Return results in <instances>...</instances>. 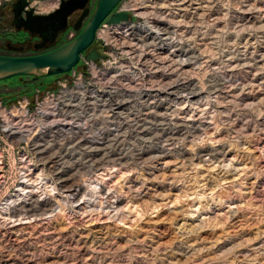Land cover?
Returning <instances> with one entry per match:
<instances>
[{"label":"rangeland","instance_id":"obj_1","mask_svg":"<svg viewBox=\"0 0 264 264\" xmlns=\"http://www.w3.org/2000/svg\"><path fill=\"white\" fill-rule=\"evenodd\" d=\"M15 1L0 0V53L30 56L31 45L23 52L5 47L24 45L11 25ZM38 3L32 1L36 11ZM123 6L129 24L100 31L91 46L107 56L96 62L97 73L81 62L74 76L0 82V213L23 184L40 201L51 195L65 203L36 218L4 221L0 215V264H264V0H122L116 9ZM79 14L53 47L76 36L71 25ZM125 25L151 32L119 33ZM245 57L252 59L242 66ZM189 80L203 96L178 105ZM78 82L96 94L86 96L92 105L62 123H73L74 141L82 140L72 148V135L57 138L40 107L49 98L60 103L61 91ZM232 84L238 90L229 94ZM104 100L121 112L118 117L101 110ZM23 107L37 126L12 120L30 130L31 140L53 146L47 155L4 130L1 111L11 115ZM191 123L201 126L195 134ZM102 138L112 149L165 150L141 167L102 166L75 177L87 195L97 186L103 196L74 202L50 192L57 181L48 157L66 154L83 162L86 141ZM180 149L189 159L176 154ZM200 149L216 158L194 157Z\"/></svg>","mask_w":264,"mask_h":264},{"label":"bare ground","instance_id":"obj_2","mask_svg":"<svg viewBox=\"0 0 264 264\" xmlns=\"http://www.w3.org/2000/svg\"><path fill=\"white\" fill-rule=\"evenodd\" d=\"M56 5H57L56 3L54 4V3L42 1L37 4V11L39 13L49 12ZM134 29L146 30L148 32H151L150 29H148L147 27L143 25H140L137 28H134L132 25H125L123 28L118 29V30H120L121 33H128V32H133ZM110 30L111 29H109L108 31ZM251 59L252 57H249V58L245 57L243 59L241 58L239 61L243 62L242 66H245L246 65L245 60H251ZM248 68H251V67H248ZM92 70H93V73H97L96 67L94 66V64H92ZM192 83L193 82H190L189 80L187 85L183 86V90H182L183 94L182 95L180 94L181 101L178 103V105H183L185 103L191 102L193 99L196 100L197 98L199 99L201 96H203L202 91H199V90L195 91V84H192ZM240 85L243 86L244 89L251 87L249 85H244V84H240ZM190 86L192 87L191 89H190ZM231 87L232 88L228 91L229 94L235 93L238 90L237 87L233 86V84L231 85ZM94 94H96L95 89L87 90L82 82H78L76 84V88L72 90L67 89V90L61 91L60 98L62 101L60 103L55 101L52 98H49L45 102H43L40 107L41 115L43 116L46 122H49L50 125L52 124V130H54V133L56 134L57 138H62L64 140L66 139V136L68 134L70 136L72 135V137H70L68 141L69 145H72L74 142L76 143L75 145H72V148L78 147V146L80 147L82 140L74 141L76 135L73 133L75 129V127L71 125L73 123L71 124L68 123L69 125L65 127L62 126V123L66 122L67 119L69 118L75 117L76 116L75 113L77 112V110L79 109L83 110L85 109V107L90 106V104L92 105V103L90 102L92 101L91 99L93 97H89L88 99H86V96L88 95L91 96ZM116 105H117L116 109H121V106H122L121 103H116ZM112 106L113 105L111 104V101L104 100V102H102V104L100 105V108L102 111L109 109L111 110L113 114L115 113L116 116L117 115L119 116L121 112H114L113 109L115 108H113ZM168 108H169V105H168ZM173 109L175 110L176 108H173ZM1 115L4 118V130L9 134V136H11L12 138L18 137V140H21V141L31 140V136L29 134L30 130L24 131L23 126L18 125L17 123H15V120H12L14 118L20 122L26 123L25 125H27V122H29L30 125L37 126V121L29 116L28 112L26 111V107H23L22 110L20 111L16 110L11 115L10 114L8 115L5 111L2 110ZM180 125L182 124H179V126ZM190 125L191 126L189 127L191 128V131L194 134H195V131L197 132L199 128L201 127L199 124L196 125V123H191ZM82 126L83 125L81 124L77 126L76 128L78 130H81ZM182 128H183L182 130L187 128L186 124H183ZM177 137H178V134L171 135V137L167 140H169V142H174L175 140H177ZM41 142H42L41 138H34L30 141V143H32L33 150L38 155H47L50 149H53L54 147L48 146L49 143L45 145V144H41ZM85 144L87 145V148H89V151L87 152L88 155H86L87 159H85V161L83 162H80L78 159L73 161L70 158H68L66 154L64 155L61 154L59 156L57 155V157H56V154H54L55 157L52 156L51 158L47 156L48 157L47 160L52 164L51 167L54 173L53 175H55V178L57 181V185L55 184L57 187L56 188L53 187L50 192H53L54 190L57 189L61 191V193H66L68 195L67 197H69V199H71V201H74V202H78L80 198L85 197V196H90L91 198L95 195L103 196L106 194L105 191L101 188H98L97 186H94L92 191L89 192V194L87 195L85 191L83 190L82 185L75 181V177L89 175L92 172H94L96 168L102 167V166H105V167L106 166L141 167L145 164V162L153 160L154 158H156L157 155H159L165 150L164 147H160L159 150H156V151L149 149L147 151L140 150L134 153L132 151H128V150L121 149V148L112 149L109 142L105 140L104 138H102L101 142L98 144L87 142V141ZM176 154L179 157L183 158L184 160H187V158L189 159L190 157V155L185 150H181V149L178 150ZM205 156H208L210 159L216 158V154L214 153V151L203 150V149H200L195 154L194 157H198L202 159V157H205ZM53 157L55 158V160ZM0 165H1V162H0ZM0 171H1V167H0ZM2 178L3 177L0 172V186H1ZM26 186H27L26 184H23L22 186H20V190L16 198L11 199L10 197L9 200H6L2 204L0 215H2V217L4 218V221H11V220L17 221L20 218L30 219V218L45 216L49 212L54 211L55 205L58 206V208L62 209V205L65 204V203H62L61 205L62 201L57 200L55 197L51 195L48 198H45L42 201H40L39 199L33 197L32 190H26L27 188ZM48 194H49L48 192L47 193L45 191L43 192V195H48ZM28 261H29L28 259H24L22 260L21 264H26V262Z\"/></svg>","mask_w":264,"mask_h":264},{"label":"water","instance_id":"obj_3","mask_svg":"<svg viewBox=\"0 0 264 264\" xmlns=\"http://www.w3.org/2000/svg\"><path fill=\"white\" fill-rule=\"evenodd\" d=\"M32 1L16 0L11 4L12 25L16 30L23 29L39 36L41 42L35 46L37 51L47 44L53 45L59 33L67 30L69 18L79 12L78 18L71 25V29L77 35L62 46L39 55L0 56V81L16 76H31L32 80H37L38 78L67 74L76 67L82 54L87 61H97L103 56L91 46L99 26L104 21L107 24H116L129 19L127 12L112 14V11L122 0H96L92 10L88 6L91 0H57V7L44 14L36 12ZM8 48L16 52L24 51L22 46H8Z\"/></svg>","mask_w":264,"mask_h":264},{"label":"flooded vegetation","instance_id":"obj_4","mask_svg":"<svg viewBox=\"0 0 264 264\" xmlns=\"http://www.w3.org/2000/svg\"><path fill=\"white\" fill-rule=\"evenodd\" d=\"M11 25H12V23H11ZM13 26V25H12ZM14 27V26H13ZM15 29V28H14ZM16 30V29H15ZM70 30V28H69V20H68V28H67V30L65 31V32H62V33H59V35L60 34H65V33H67L68 31ZM16 32H17V34H19V36H17L16 35V39H19V40H21V41H23V43H24V45L22 46L23 48H24V50H25V48L26 47H28V46H32L33 47V49L35 50V53L33 54V55H39V54H42V53H46V52H49V51H51V50H53V49H55V48H57V47H53V45H49V44H47L45 47H43L42 49H40L39 51H37L36 49H35V46L36 45H38L40 42H41V39L39 38V36L37 35V34H31V33H29L28 31H26V30H23V29H21V30H16ZM59 35H58V37H59ZM77 35V34H76ZM2 36H5V34H2ZM58 37H57V39H58ZM74 38V37H73ZM72 38V39H73ZM56 39V40H57ZM71 40V39H70ZM69 40V41H70ZM56 42V41H55ZM54 42V43H55ZM68 42V41H67ZM66 42V43H67ZM65 44V43H64ZM8 46H10V47H19V46H13V45H11L10 43H6V45H5V47H6V49L8 50V52H16V51H13V50H9V48H8ZM60 46H62V45H60ZM60 46H58V47H60ZM46 47H50V49L49 50H47V51H43V49L44 48H46ZM0 56H10V55H7V54H3V53H0ZM30 56H32V55H30ZM63 75H65V74H63ZM67 75H69V74H67ZM17 77H24V76H17ZM25 77H30L31 79H32V77L31 76H25ZM40 78H38L37 80H39ZM37 80H33V81H37ZM3 81H6V80H3ZM1 82V81H0Z\"/></svg>","mask_w":264,"mask_h":264},{"label":"built area","instance_id":"obj_5","mask_svg":"<svg viewBox=\"0 0 264 264\" xmlns=\"http://www.w3.org/2000/svg\"><path fill=\"white\" fill-rule=\"evenodd\" d=\"M126 5V4H125ZM117 8V7H116ZM114 9L113 11H112V14L113 13H116V12H127L128 14H129V11H128V9H126L124 6L122 7V8H119V9ZM130 14H129V19H130ZM129 19L127 20V21H129ZM127 21H121V22H119V23H116V24H107L105 21L99 26V28L96 30V33H95V38L99 35V32L100 31H102L104 34H108V33H110V32H118V31H115V30H113V31H108V29L109 28H115V27H121V26H123L124 24H129V22H127ZM119 24H121V26H118ZM133 24V23H132ZM139 25V24H138ZM103 28H107L105 31L103 30ZM119 33H121V32H119ZM122 34V33H121ZM100 54V53H99ZM101 56H103L102 58H100L99 60H97V61H87L86 59H85V57H84V55L82 54V55H80V61H79V63H81V62H84L85 64H87L89 67H90V70H91V64H94V66L97 68V70L99 71V69H98V66L96 65V62H98V61H103L107 56L105 55V54H100ZM78 63V64H79ZM72 75L74 76L75 75V67L72 69ZM92 72V71H91ZM79 80H81V79H79Z\"/></svg>","mask_w":264,"mask_h":264}]
</instances>
